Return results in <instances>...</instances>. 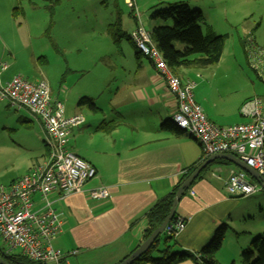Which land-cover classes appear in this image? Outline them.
<instances>
[{
  "label": "crops",
  "instance_id": "crops-1",
  "mask_svg": "<svg viewBox=\"0 0 264 264\" xmlns=\"http://www.w3.org/2000/svg\"><path fill=\"white\" fill-rule=\"evenodd\" d=\"M134 23L130 31L138 24L137 19ZM222 55L215 64L178 67L183 76L176 74L195 82L193 97L205 115L216 124L227 126L248 121L240 106L247 98L261 94L263 86L249 80L238 63L222 66L228 75L219 77L216 67ZM145 59L142 62L134 48V57L129 59L131 66L123 73L111 72L109 83L105 82L106 75L89 73L79 78L76 88L73 83L65 91V115L84 117L81 124L71 129L68 146L96 169L84 189L102 185L109 191V197L102 199L92 198L86 191L64 197L56 190L48 194L61 217V229L53 246L65 254V264H117L127 257L144 240L149 209L171 191L182 174L202 161V147L196 139L182 131L160 127L171 118L177 101L150 59ZM9 75L5 71L2 80H8ZM240 78L250 90L243 86L235 94H226L224 90L233 89L228 84ZM82 97L92 100L94 108L80 103ZM44 152L35 164L44 159L47 151ZM238 168L223 158L214 159L181 196L175 215L184 219L185 226L166 243L171 249L190 252L194 257L171 264H200L196 255L216 228L223 223L228 226L235 214L244 217L245 207H240L234 198L238 196L225 189L226 177ZM248 178L254 180L249 175ZM38 198L35 193L33 199L37 204ZM164 243L162 237L158 247L163 248ZM159 255L153 253L154 257ZM215 258L222 264L230 259L221 247Z\"/></svg>",
  "mask_w": 264,
  "mask_h": 264
},
{
  "label": "rangeland",
  "instance_id": "rangeland-1",
  "mask_svg": "<svg viewBox=\"0 0 264 264\" xmlns=\"http://www.w3.org/2000/svg\"><path fill=\"white\" fill-rule=\"evenodd\" d=\"M135 1L138 17L124 0H0V60L7 63L9 77L20 75L31 82H47L51 95L59 96L64 107L65 91L73 83L76 88L85 75H106L105 82L109 83L111 72L128 70L134 47L122 34L130 33L135 19L140 18L146 29L153 24L171 23L151 19L150 13L153 6L162 8L176 0ZM184 1L201 11L203 31L208 28L224 35L222 59L218 68L214 66L217 75H228L222 66L238 63L248 79L259 84L245 51L251 43L264 46V0ZM139 57L146 61L144 55ZM177 69L182 77V71ZM246 84L240 78L228 84L233 89L224 92L232 95L243 86L250 90ZM44 138V129L32 113L0 100L1 183L8 184L23 175L43 156ZM257 188L260 190L251 195L234 197L240 207H245V215L239 218L235 214L228 223L221 246L224 256L230 257L227 264H241L240 252L253 237L264 233V191L258 184ZM12 252L19 254V249Z\"/></svg>",
  "mask_w": 264,
  "mask_h": 264
},
{
  "label": "built area",
  "instance_id": "built-area-1",
  "mask_svg": "<svg viewBox=\"0 0 264 264\" xmlns=\"http://www.w3.org/2000/svg\"><path fill=\"white\" fill-rule=\"evenodd\" d=\"M135 17L139 16L135 0H125ZM138 24L129 36L141 55L149 58L157 73L163 78L168 91L177 101L171 119L184 133L196 139L202 147L203 158L214 153H232L264 176V46L251 43L245 51L249 67L263 86L261 94L247 98L240 112L248 121L221 126L210 120L194 100L195 82L181 79L167 65L152 41L149 30L137 19ZM7 63L0 60V100H6L16 108H25L41 123L47 154L41 162L31 166L28 172L8 184L0 182V239L1 252L5 256L19 254L43 264H65V254L53 246V240L61 229L59 211L48 194L58 191L61 197L84 192L92 198H107L106 186L84 189L85 183L96 174L95 167L72 151L68 142L71 129L84 120L80 114L65 115L63 104L53 99L44 80L28 81L14 75L3 81ZM255 180L249 179L243 169L232 170L225 179V189L231 195L247 196L257 190ZM38 193V204L33 195ZM192 195H195L191 191ZM185 226L184 219L169 221L163 231L176 235ZM196 256L200 257L199 254Z\"/></svg>",
  "mask_w": 264,
  "mask_h": 264
},
{
  "label": "trees",
  "instance_id": "trees-1",
  "mask_svg": "<svg viewBox=\"0 0 264 264\" xmlns=\"http://www.w3.org/2000/svg\"><path fill=\"white\" fill-rule=\"evenodd\" d=\"M156 6H153L150 18L161 19L162 21L170 20L171 23L153 25L148 30L156 48L160 51L167 65L175 74L178 67H200L218 62L224 47V35L216 34L208 28L205 31L202 30L201 21L203 16L199 9L191 8L184 0L167 2L166 6L162 8H157ZM122 35L135 48L129 34L123 33ZM135 55L137 57L141 55L136 48ZM79 102L87 103L89 107L94 108L93 102L89 98L82 97ZM160 127L173 132L181 131L171 118L164 120ZM195 167H190L187 172L182 174L171 191L149 209L146 214L148 225L144 231L143 239H146L163 222L169 212L176 190ZM175 219L176 215L174 214L172 220ZM226 229L227 225L224 223L218 226L211 239L198 252L200 255V264H222L216 260L215 253L223 243ZM161 236L165 240V243L164 247L160 249L158 243L162 238ZM172 237L173 235L166 234L165 232L161 233L147 251L131 264H142L143 262H150L151 264H171L177 260L194 257L190 252L171 249V245L167 244L166 241ZM155 251L160 253L159 257L153 256ZM0 256L10 264H43L31 261L20 254L5 256L1 252V248ZM239 259L241 264H264V233L252 238L249 246L240 252Z\"/></svg>",
  "mask_w": 264,
  "mask_h": 264
},
{
  "label": "water",
  "instance_id": "water-1",
  "mask_svg": "<svg viewBox=\"0 0 264 264\" xmlns=\"http://www.w3.org/2000/svg\"><path fill=\"white\" fill-rule=\"evenodd\" d=\"M217 158H223L234 165L238 166L239 168L246 171V173L252 177L255 181H257L264 190V176L259 174L255 169L247 165L244 161L240 160L236 155L232 153H214L209 155L208 157L204 158L196 167L192 170V172L181 182L180 186L176 190L174 197L172 199V203L169 209V212L163 222L154 230L152 233L144 239L127 257L119 261L117 264H131L135 259L140 257L153 241L163 232L164 227L166 224L172 219L173 215L175 214L176 206L184 194V192L190 187L194 179L198 176L202 169L206 167L211 161ZM0 264H10L7 262L2 256H0Z\"/></svg>",
  "mask_w": 264,
  "mask_h": 264
},
{
  "label": "clouds",
  "instance_id": "clouds-1",
  "mask_svg": "<svg viewBox=\"0 0 264 264\" xmlns=\"http://www.w3.org/2000/svg\"><path fill=\"white\" fill-rule=\"evenodd\" d=\"M171 220H172V219H171ZM171 220H170V221H171Z\"/></svg>",
  "mask_w": 264,
  "mask_h": 264
}]
</instances>
